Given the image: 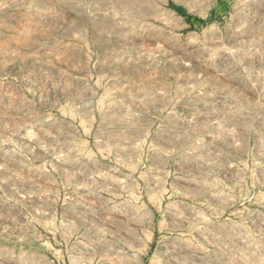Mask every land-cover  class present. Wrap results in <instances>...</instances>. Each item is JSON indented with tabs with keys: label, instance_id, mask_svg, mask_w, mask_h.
<instances>
[{
	"label": "rangeland",
	"instance_id": "rangeland-1",
	"mask_svg": "<svg viewBox=\"0 0 264 264\" xmlns=\"http://www.w3.org/2000/svg\"><path fill=\"white\" fill-rule=\"evenodd\" d=\"M0 264H264V0H0Z\"/></svg>",
	"mask_w": 264,
	"mask_h": 264
}]
</instances>
